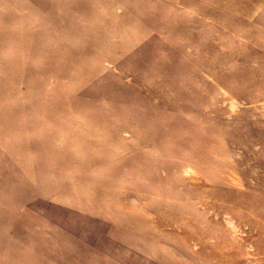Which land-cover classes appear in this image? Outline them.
Wrapping results in <instances>:
<instances>
[{
    "label": "rangeland",
    "instance_id": "374dc122",
    "mask_svg": "<svg viewBox=\"0 0 264 264\" xmlns=\"http://www.w3.org/2000/svg\"><path fill=\"white\" fill-rule=\"evenodd\" d=\"M0 264H264V0H0Z\"/></svg>",
    "mask_w": 264,
    "mask_h": 264
}]
</instances>
